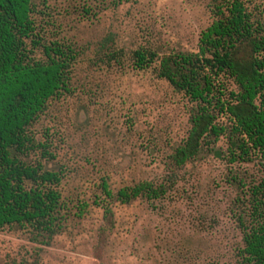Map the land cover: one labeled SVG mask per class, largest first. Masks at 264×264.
Masks as SVG:
<instances>
[{"label": "rangeland", "instance_id": "rangeland-1", "mask_svg": "<svg viewBox=\"0 0 264 264\" xmlns=\"http://www.w3.org/2000/svg\"><path fill=\"white\" fill-rule=\"evenodd\" d=\"M247 1L264 20V0ZM213 3L50 0L43 7L39 20L48 38L78 53L71 93L51 101L32 128L38 140L51 143L56 159L43 160L47 167L65 174L61 190L70 216L52 239L23 228L0 230V264L240 262L249 199L264 183V160L234 162L206 147L197 159L173 164L171 154L192 126L193 103L154 68L140 71L133 62L142 46L161 57L196 51ZM216 145L226 151L227 138ZM103 179L115 195L140 181L163 184L167 192L122 204L106 196ZM95 201L109 205L112 216Z\"/></svg>", "mask_w": 264, "mask_h": 264}, {"label": "trees", "instance_id": "trees-1", "mask_svg": "<svg viewBox=\"0 0 264 264\" xmlns=\"http://www.w3.org/2000/svg\"><path fill=\"white\" fill-rule=\"evenodd\" d=\"M49 1L0 0V230L23 228L52 239L70 216L61 190L65 174L47 167L43 160L56 159L51 143L38 140L32 128L51 101L71 93L78 53L72 44L48 38L39 17ZM247 2L214 0L212 21L196 51L161 57L142 46L133 52L136 69L154 68L193 103L188 136L171 154L177 166L197 159L206 147L234 162L264 160V20ZM222 137L228 140L226 151L216 145ZM33 154L40 158L32 161ZM102 188L122 204L167 192L152 181L126 186L116 195L105 179ZM249 201L238 264H264V183ZM95 205L112 216L109 205ZM87 206L83 203L81 214Z\"/></svg>", "mask_w": 264, "mask_h": 264}]
</instances>
